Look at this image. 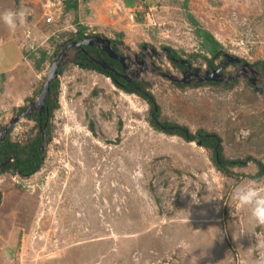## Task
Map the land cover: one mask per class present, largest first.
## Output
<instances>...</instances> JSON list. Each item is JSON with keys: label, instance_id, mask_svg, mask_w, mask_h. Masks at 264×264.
<instances>
[{"label": "rangeland", "instance_id": "374dc122", "mask_svg": "<svg viewBox=\"0 0 264 264\" xmlns=\"http://www.w3.org/2000/svg\"><path fill=\"white\" fill-rule=\"evenodd\" d=\"M46 1L0 0V13L25 15L14 30L0 21V131L30 107L1 141L8 134L22 143L37 132L34 102L81 23L86 35L114 41L136 78L150 83L159 119L192 133H218L224 156L244 164L227 175L212 150L154 128L147 101L79 66L71 47L56 78L59 107L49 120L50 138L47 130L43 135L42 164L31 176L0 165V264H256L264 225L232 192L250 181L264 187V176L254 178L255 159L264 163V0H78V9L52 23ZM198 28L254 72L226 60L216 78L221 84L182 83L181 69L163 49H175L210 76L204 56L212 55ZM162 73L181 79L179 85Z\"/></svg>", "mask_w": 264, "mask_h": 264}, {"label": "trees", "instance_id": "16d2710c", "mask_svg": "<svg viewBox=\"0 0 264 264\" xmlns=\"http://www.w3.org/2000/svg\"><path fill=\"white\" fill-rule=\"evenodd\" d=\"M79 3L78 0H65V6H64V13L69 12L71 9H78ZM63 17V15H62ZM188 18L190 21L194 24H198L196 19L193 17V15L188 14ZM78 30L76 32L71 33L69 40L71 42L78 41L80 39H83L86 36V30L88 29L85 25L81 23H77ZM197 34L203 38L202 41V48L205 49L207 52H209L212 57L208 58V56H204L206 59L207 66L210 68L216 67L215 61L218 58H222L223 50L219 49L220 43L215 39V37L209 33L208 31L198 28ZM119 36H122L123 33H119ZM121 44H123V41H119ZM70 43V42H69ZM86 46V50H88V57L91 58L92 56H95L96 53L94 52L92 54L91 47ZM172 53L169 56V59L173 63L174 66L182 69L183 66L181 64L176 63L173 58L181 57V55L172 48H169ZM116 52H118V48H114ZM45 54L42 55L41 59L43 60ZM85 56V55H83ZM103 58L101 59H110L104 55H102ZM190 60V59H189ZM111 68L105 69L103 68L97 61H93L88 59L87 60H79L76 61V63L83 67L84 69L88 70H96L99 73H102L106 75L107 77H110L113 81V83L122 89L123 91L129 93V94H137L139 97L143 98L147 103L150 105L151 108V115L152 118L150 119V123L152 126L166 134L169 135H177L180 137H183L187 141H194V140H201V146L205 147L206 149L212 150V160L216 166V168L221 171L222 173H225L227 175H230L232 171H229V168L238 167L244 164V161L240 159H227L224 156V145H223V139L218 133L210 132L206 129H198L195 133H192L190 131L189 127L186 125H182L179 123H172L168 121H163L159 119L160 115V106L157 103L156 97L154 94L150 91V83L145 82L144 80H136L133 82H129L127 79H124L120 75L122 74V66L117 60L110 59ZM191 62V60H190ZM263 64L264 68V62H261ZM39 66V64H37ZM177 85L179 83L175 82ZM205 84V83H204ZM207 84H221L219 82H213L208 81ZM230 84V83H225ZM187 85V84H186ZM185 85V86H186ZM58 88H59V81L58 79H55L53 81V85L51 88V92L47 97L46 100V106L49 107V113H44L43 116H37L33 115L30 116L37 125V132L33 135L27 138L25 142H15L12 141L9 138V135L7 134L4 138V140H0V165H1V171L6 172L10 168H12L14 171L21 173L23 176H31L34 172L38 170V167L42 164V144H43V135L44 132H48V139L50 138L49 130H50V119L53 116L55 110L59 107L58 103ZM156 108L158 110L156 111ZM41 119V120H40ZM46 124V125H45ZM9 160H12L11 163H9ZM255 163L258 166V172L254 176L256 180L261 179L264 176V163H262L260 160L255 159ZM1 198V195H0Z\"/></svg>", "mask_w": 264, "mask_h": 264}, {"label": "flooded vegetation", "instance_id": "af4514ba", "mask_svg": "<svg viewBox=\"0 0 264 264\" xmlns=\"http://www.w3.org/2000/svg\"><path fill=\"white\" fill-rule=\"evenodd\" d=\"M82 39H80V40H78V41H81ZM106 43H104V44H97V43H94V44H92V45H87L88 47H91V51H92V54L95 52L96 53V55L95 56H92L91 55V58H89L88 57V55H89V53H88V50H86V46H82L83 47V49L82 50H80V48H81V46L80 47H76V46H73L72 47V49H74L75 51H76V53H75V61H79V60H82V59H84V60H87L88 61V59H90V60H95V61H97V63H99L103 68H105V69H108V68H111L112 69V67L110 66V63H111V61H110V59H113V60H117L120 64H121V62L118 60V59H115V58H112V57H110L109 56V54L104 50V48H105V45ZM112 48L114 49V48H118V52H116V54H118V55H121V56H124L125 57V61H124V66L121 64V66H122V69H123V71H122V74H119V72H117V74L118 75H120L121 77H123L124 79H127V80H129V82H133V81H136L137 79H136V71H131V69H130V67H131V65H129V63L127 62L129 59L127 58V56H125L121 51H120V49H119V47L116 45V43L114 42V41H112ZM145 49L146 48H143V52L145 51ZM145 53V52H144ZM144 53L142 54V56L141 55H139V54H137L136 55V60H135V62L138 64V66L139 65H143L144 63H145V56H144ZM171 53H172V51H171ZM170 53V54H171ZM83 55H85V56H83ZM94 55V54H93ZM102 55H104V57L106 58V56L108 57V58H110V59H101V58H103V56ZM231 57H233V56H230V55H227L225 52H223V54H222V60H221V62L220 63H215L216 64V67H214V68H210V67H208L207 66V69H206V71H208V72H210L211 74L213 73V71L214 70H216V69H218V68H220V67H222V69H221V71L218 73V75H215V76H220V75H222V73L224 72V70H225V67H226V65H223V63L224 62H226V60L227 61H229V63H231V65H233L234 67H236L235 69H239V72H247L248 70H250V72H251V70L254 72V70L252 69V65H250L249 63H247L246 61H244V60H241V61H239V60H231ZM176 59H183V58H181V57H176ZM185 59V58H184ZM187 61H189V66H186V65H184V64H181L182 66H183V68L181 69V72H182V74L184 75V77L182 78V79H186V80H183V82L182 83H185V84H188V83H191V81H194L195 79H200V78H203V76H202V74H200L199 75V71H198V74H195V67L193 66V64L190 62V60L189 59H186ZM177 63V62H176ZM178 64H180V63H178ZM145 66H146V64H145ZM144 67H141V69H143ZM129 71H131V73H129ZM253 74V73H252ZM255 75H256V73H255ZM253 77H250L249 79H251L250 81L252 82L253 81V79H252ZM209 81V80H208ZM213 82H220V81H213ZM178 83V82H177ZM25 110V108H22L21 109V111H24ZM46 111L45 110H43V111H40V109H37V111H35L34 113H33V115H37V116H43L44 115V113H45ZM41 120V119H40ZM46 125V124H45Z\"/></svg>", "mask_w": 264, "mask_h": 264}, {"label": "water", "instance_id": "95a60500", "mask_svg": "<svg viewBox=\"0 0 264 264\" xmlns=\"http://www.w3.org/2000/svg\"><path fill=\"white\" fill-rule=\"evenodd\" d=\"M101 42H105L107 44V46L104 48V50L109 54L110 57L112 58H115V59H118L121 64L124 66V61H125V57L124 56H121V55H118L116 54L115 50L112 48V41L110 39H108L107 37H103L102 35H86L81 41H75V42H71L70 45H68L66 47L65 50H63L61 53H60V56L55 59L53 62H52V65L48 71V77L46 79V81L44 82L43 84V87H42V90H41V93L39 95V97L37 98V101L34 102V104L38 105L40 111H43L45 110L46 113L48 114L49 113V107L46 106V100H47V97L48 95L50 94L51 92V88H52V85H53V81L58 78L60 72H61V65L65 64V60H64V54H66V51L68 49H70L71 47L73 46H76V47H80V50L83 49L82 46L84 45H92L94 43H101ZM152 51L156 54H160V52H158L156 49L152 48ZM163 52L167 55V56H170V53H171V50L169 48H164L163 49ZM240 60V58H234L233 60ZM73 61H75V58L72 59ZM173 60L177 63H180V64H184L186 66H189V61H187L186 59H176V58H173ZM222 67L216 69L213 71V73L211 74L210 72L207 71V74H211L210 76L209 75H204L203 78H200V81H203V80H209V81H218L216 78L218 76H215V75H218V73L221 71ZM195 74H198V71L199 69H196L195 68ZM163 76H166L170 79H172L173 81L175 82H178V81H181V79H178L176 78L173 74H170V73H162ZM202 74V73H201ZM236 76H231L230 78H227V79H224L225 81H230L232 79H235ZM137 80L139 79V77L136 78ZM129 81V80H128ZM29 108H27L26 110H24L22 113H20L17 117H15L14 119H12L6 126L5 128L3 127V129L0 131V135L3 133V132H7L9 127L14 123L16 122L18 119H20L21 117H23L24 115L28 114L29 113ZM158 110V108H156V111ZM198 145H201L202 141L201 140H194ZM43 148H44V145H43ZM43 159V157H42Z\"/></svg>", "mask_w": 264, "mask_h": 264}, {"label": "clouds", "instance_id": "9594fccd", "mask_svg": "<svg viewBox=\"0 0 264 264\" xmlns=\"http://www.w3.org/2000/svg\"><path fill=\"white\" fill-rule=\"evenodd\" d=\"M25 15L23 11H5L0 13V21L7 25L10 29H15L18 24H23ZM257 181H250L247 184L237 185L232 192V199L241 207H246L253 220L264 225V187H258ZM193 201L197 202L192 193H190ZM257 252L256 264H264V241L256 238Z\"/></svg>", "mask_w": 264, "mask_h": 264}, {"label": "built area", "instance_id": "2783aa9c", "mask_svg": "<svg viewBox=\"0 0 264 264\" xmlns=\"http://www.w3.org/2000/svg\"><path fill=\"white\" fill-rule=\"evenodd\" d=\"M65 6V0H47L44 7L46 8L45 12H49V16L47 17V22L52 23L54 21V16L62 17Z\"/></svg>", "mask_w": 264, "mask_h": 264}, {"label": "crops", "instance_id": "0c3cea01", "mask_svg": "<svg viewBox=\"0 0 264 264\" xmlns=\"http://www.w3.org/2000/svg\"><path fill=\"white\" fill-rule=\"evenodd\" d=\"M1 42V41H0ZM14 67V65L13 66H11L10 68H8V70H10V69H12Z\"/></svg>", "mask_w": 264, "mask_h": 264}]
</instances>
